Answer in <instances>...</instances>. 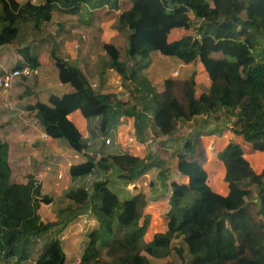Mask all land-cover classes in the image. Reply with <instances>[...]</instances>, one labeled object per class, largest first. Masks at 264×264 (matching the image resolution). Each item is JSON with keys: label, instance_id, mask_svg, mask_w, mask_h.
<instances>
[{"label": "trees", "instance_id": "1", "mask_svg": "<svg viewBox=\"0 0 264 264\" xmlns=\"http://www.w3.org/2000/svg\"><path fill=\"white\" fill-rule=\"evenodd\" d=\"M85 1L21 4L18 0H0V47L19 41L22 22L31 20L36 26L48 23L53 11L72 13L75 4ZM95 3L93 8L108 5L104 0ZM131 3L117 17V28L126 32L125 59L120 60L114 44H103L108 67L129 88V100L98 93L82 69L53 53L60 82L69 84L73 92L53 94L48 102L37 101L27 107L35 112L47 137L63 140L72 152L84 157L71 163L61 184L47 173L56 182L48 178L40 182L33 174L26 183L14 182L10 147L0 139V260L22 264L35 256L34 264H67L65 243L69 238L61 234L78 218L92 215L96 226L89 233L82 262L98 260L104 248L113 251L121 245L125 254L112 264H152L149 258L163 259L173 253L185 264V260L188 264H264V170L257 172L251 166L243 146L228 144L217 154L228 188L226 196L220 195L208 183V153L203 143V137L221 134L224 128L241 137L253 151L264 153V0ZM111 5L118 9L116 2ZM192 29L194 34L169 40L175 31ZM18 52L23 64L18 62L15 69L23 72L38 68L31 45L18 47ZM154 52L184 64L201 63L211 81L208 91L196 94L194 72L181 85L179 94L175 92L177 84L172 82L168 92H157L141 71ZM76 111L89 122L98 121L99 132L109 133L113 140L125 121L122 119L127 118L139 144H146L152 137H168L160 143L161 148L181 127H189L191 131L176 142L172 153L179 180L169 184V170L157 152L149 151L144 157L124 150L105 157L88 155L87 140L69 119ZM117 161H122V166ZM153 170L158 171L156 180L163 189L160 197L167 189L170 192L168 222L166 232L145 242L149 219L143 211L147 197L135 194L128 186ZM92 175L96 180L90 188H67L71 181ZM57 184L71 204L66 208L67 217L46 223L39 211L43 204L53 202V193H62ZM150 187L152 190L154 182ZM43 237L50 240L36 249Z\"/></svg>", "mask_w": 264, "mask_h": 264}, {"label": "rangeland", "instance_id": "2", "mask_svg": "<svg viewBox=\"0 0 264 264\" xmlns=\"http://www.w3.org/2000/svg\"><path fill=\"white\" fill-rule=\"evenodd\" d=\"M21 4L32 2L34 4H43L46 0H18ZM94 1V0H93ZM108 2V5L95 10L97 17L95 18L94 24L92 26H77L76 12L80 8V4L77 3L72 8V13H65L59 11V9L53 11V24L45 25V22H42L39 26L29 20L24 21L20 24L21 34L18 42L0 47V75L6 71H10L16 68L19 65L18 62L21 61L18 47L21 49L26 45H31L29 43L38 42L39 48L41 50V55H45L46 47L51 46L50 42L53 38L52 35L56 33L63 32L61 37L65 36L67 40L71 41L72 47L75 50H80L82 52L86 50L83 44H89L90 40H93L94 48L99 52L100 61L96 64V69L89 70V80L92 83V86L95 87V90L98 93L102 94H117L122 100H129V88H125L123 85V80L120 75L108 67L109 60L107 54L104 55L103 44L111 43L114 44L120 51L121 57L120 60L125 59V47H126V32L117 28V17L121 13V10L127 8L131 3V0H104ZM247 0H241L242 3ZM117 3L118 11L112 9L111 4ZM58 6V5H57ZM62 12V13H61ZM66 14V15H65ZM70 15V16H69ZM241 16L245 17V11H241ZM95 17V15H94ZM192 17V15H191ZM69 19V25L66 30L63 27V21ZM39 21V20H38ZM40 22V21H39ZM76 25V26H75ZM36 27V28H35ZM74 27V28H73ZM195 29L190 31L178 30L170 35L169 40L173 41L179 39L180 37L187 34H194ZM28 33H31L29 35ZM37 33V37L33 35ZM74 35L73 38L69 35ZM36 38V39H35ZM52 58V55H51ZM42 61L47 64L48 53L43 56ZM23 64V63H22ZM141 66H137L140 68ZM56 68V66H55ZM57 69V68H56ZM142 73L149 79L152 86L156 89L157 92L169 91L170 82L172 84H177L175 88L176 94L180 93L181 85L190 78V76L196 72V94L201 95L204 92H207L210 88L211 81L205 72L201 63L193 64H184L183 62L177 60L174 57L164 56L160 53H154L149 60V63L146 68L141 69ZM38 79L33 73V70L26 69L23 73L14 78L11 84V88L8 90H3L0 88V138L6 139L9 141V162L12 168V180L17 183H26L28 176L31 173H34L36 170H41L42 173H47L48 176L56 177L57 181L60 183L68 175V166L70 163L78 162L77 158L74 156H64L66 154L63 150L62 145L58 147H52L54 150V156L52 154L46 156H31L35 154V148L32 154L28 146H22L24 139L20 141L17 140L13 135L12 128L15 127V132L20 131L17 127L20 126V122L23 121L22 118L29 116L31 123L35 124L33 132L35 133L34 139H37L39 143H42L41 135L44 132L37 117L34 115L35 112L29 111L28 106L37 102V95L34 94L37 92ZM57 81L50 74L46 86L48 87H58ZM174 90V88H173ZM58 91V90H56ZM43 95V94H41ZM179 96V95H178ZM40 98V97H39ZM125 120V121H123ZM122 124L118 126L116 131L115 140L111 137L102 135L103 133L96 134L94 140L91 137V130L89 127L82 129L84 134V139L87 140L88 152L90 156L97 155L100 156H112L116 154L115 150H124L129 153H136L140 157L153 151L157 152L160 157L165 160L166 165L165 169H168L169 184L172 181L179 180V176L175 171L176 157L170 155L169 150L162 149L160 143L163 140H167L168 137L164 136L161 138L152 139L150 138L146 144H139L136 139L134 141L132 125L127 118L122 119ZM199 122L202 119H198ZM26 122V121H25ZM91 126V125H90ZM92 126H95L94 124ZM91 126V127H92ZM90 127V128H91ZM97 129V127H96ZM219 131V128H217ZM99 130L97 129V132ZM189 127H181L175 136L171 140H177L179 142L181 138L187 135L190 132ZM82 134V135H83ZM98 138V139H97ZM104 140L107 150L100 151V143ZM110 138L111 141L109 144L106 143V140ZM61 142H64L61 140ZM95 143L99 146L95 149ZM203 143L208 153V161L206 164L207 172L209 175L208 183L213 191L216 193L226 196L228 194L227 184L224 181L225 169L222 163L218 160L217 154L219 151H222L228 144L237 143L245 151V157L251 163V166L257 171L261 172L264 170V153H258L253 151L250 146H247L243 143L241 137L237 136L230 130L221 128V134L215 136H205L203 137ZM178 144H173V149H175ZM22 147V148H21ZM41 147V146H39ZM90 147L92 149H90ZM117 147L119 149H117ZM116 148V149H115ZM19 152H24L25 156H18ZM67 155V154H66ZM115 157V156H114ZM80 160H84L83 156H79ZM70 161V162H69ZM119 166H122V161H117ZM29 165V167H28ZM34 171V172H33ZM157 170L151 171L147 175L143 176L142 179H139L134 184L128 186V189L134 192L135 194L141 193L145 194L147 197V207L143 211L144 216L149 219V226L147 232L144 236L145 242H150L153 239V236L158 233H164L167 230V210H168V198L170 197V192L167 189L165 196L162 195L161 183L156 180ZM96 176L92 175L83 179H76L71 181L67 188L70 187H87L90 188ZM154 182V187L151 190L150 183ZM61 184V183H60ZM51 186L50 183H48ZM55 185V184H54ZM59 184H57L58 186ZM60 194L53 193V202L50 205L43 204L40 208V215L44 222H56L58 219L67 217L68 206L71 202L63 196L64 190L59 185ZM96 226V222L93 219L92 215L82 216L70 223L61 237L69 238L65 243V249L67 252V264H112L116 261L118 256L125 254L124 247L117 245L113 248H104L102 250L101 256L98 260H91L88 262H82V257L84 251L89 242V233ZM58 228L54 231V234L57 233ZM50 239L48 237H43L37 242L36 249H39L44 243L48 242ZM144 254V253H142ZM35 257V256H34ZM152 264H185L184 261L175 253L171 256L163 259H153L149 258ZM186 264L187 261L185 260ZM0 264H5V261L0 260ZM6 264H14V260L8 261ZM27 264V263H26ZM31 264V263H28Z\"/></svg>", "mask_w": 264, "mask_h": 264}, {"label": "crops", "instance_id": "3", "mask_svg": "<svg viewBox=\"0 0 264 264\" xmlns=\"http://www.w3.org/2000/svg\"><path fill=\"white\" fill-rule=\"evenodd\" d=\"M82 4H80V8L78 10V12H76L77 14L75 15L77 18V26H82V24H85V26H92L94 24L95 18L97 17L95 10L99 9V8H93L95 3V0H87L85 2H81ZM57 7L61 8L60 6H62L61 4L57 3ZM132 3L129 4V6L123 10H121V12H123L124 10H127L131 7ZM119 9H117L116 11H118ZM62 13V12H61ZM54 14V13H53ZM66 15V14H65ZM95 15V17H94ZM70 16V15H69ZM53 16L50 22H48V24H53ZM63 27L65 28V30L68 27H72L69 25V19H65L63 21ZM47 23H45L44 26H46ZM76 26V25H75ZM40 28V27H39ZM74 28V27H73ZM63 32H59L56 33L55 35H52V39L50 42L51 46L46 47V53L45 55L48 53V59L51 60L47 62V64H45L42 61V57L45 55H41V50L39 48V43L38 42H33L31 43L32 46V50L35 51V53L37 54L38 60H39V66L37 69L33 70L34 75L36 76V79H38V87H37V92L34 94L35 96L37 95V101H41V102H48V99L51 95L55 94V95H63L66 93H70L73 92V88L69 85V84H62L60 82L59 79V72L58 70L55 68V63L54 60L51 58V55L53 53H55L57 56L61 57L62 59L66 60L67 62H69L71 65L76 66L80 69L83 70V72L86 74V76L89 78V70H94L96 69V64L98 63V61H100V57H99V52L94 48L93 45V40H90V43L88 44H83L86 48V50L84 51V49H82L83 51L80 52V50H75L74 47L71 46V44H69V40L66 39L65 36L61 37ZM69 37L73 38L74 35H69ZM106 43V42H104ZM105 52V51H104ZM157 53V52H154ZM152 53V55L154 54ZM106 54V52L104 53V55ZM151 55V56H152ZM21 61H23L22 57L20 56ZM108 60L106 59V62ZM6 71V70H5ZM52 75V77L57 81L58 83V87L56 86L57 89H55V87H48L46 86V82L47 79L49 77V75ZM144 74V73H143ZM145 75V74H144ZM56 83V84H57ZM58 90V91H56ZM43 94V95H41ZM40 97V98H39ZM34 104V103H33ZM36 116V114H34ZM23 121L20 122V126H18L17 128L20 130L18 132H15V127H13L11 130L12 132L15 134L13 135L17 140H21L22 138L24 139V141L22 142V146L25 147L24 145L28 146L29 150H30V154H32L35 148V154H32L31 156H46V155H50L52 154L54 156V150L52 147H58V145H62L63 146V150L64 152L67 154H63L64 156H74L77 158L78 162L80 161L79 155L76 154L75 152H72L66 142H61V140H54L51 139L49 137L46 136V134L43 132L41 135V139H42V143H39L37 139H34L35 137V133L33 132L34 130V126L35 124L31 123L29 120V116L22 118ZM69 119H71V121L77 126V128L79 129V131L83 134V130L84 128L89 127V129L91 130V137L94 140V138L96 137V134H98L99 136V131L97 132V123L98 121H88L87 119H85L80 111H76L73 114H71L69 116ZM26 121V122H25ZM39 123V122H36ZM95 126H92V125ZM92 127H91V126ZM91 127V128H90ZM97 127V129H96ZM118 129V128H117ZM99 130V129H98ZM108 137H111L109 133L107 134H102ZM84 136V134H83ZM116 137V134H115ZM1 139V138H0ZM98 139V138H97ZM133 139L135 141V138L133 136ZM6 142H8V144L10 145L9 141L6 139H2ZM101 140H103L101 138ZM115 140V138H114ZM166 141V140H163ZM100 143V151L103 150H107V146H105L104 140L103 142H99ZM176 143V141L174 140H169L167 145H163L162 149H166L169 150L170 155L173 153V144ZM89 145V142L87 143ZM41 146V147H39ZM95 149L96 147H99L96 143H95ZM22 148V147H21ZM90 149H92L90 147ZM116 149V148H115ZM117 149H119L117 147ZM118 152L120 150H117ZM116 151V152H117ZM136 154V153H134ZM18 156H25L24 152H19ZM70 162V161H69ZM77 162V163H78ZM72 164L70 163L68 166V171H69V167ZM29 167V165H28ZM34 172V171H33ZM33 175H35L36 179L39 180L40 182H44L47 178L48 180H52V182H56V180L53 177H47V175L45 173H42V171L36 170L34 173H31ZM158 174V172H157ZM36 261V257H32L28 262L22 263V264H34Z\"/></svg>", "mask_w": 264, "mask_h": 264}, {"label": "built area", "instance_id": "4", "mask_svg": "<svg viewBox=\"0 0 264 264\" xmlns=\"http://www.w3.org/2000/svg\"><path fill=\"white\" fill-rule=\"evenodd\" d=\"M23 72L20 70H11L5 71L3 74L0 75V88L3 90H8L11 88L12 81L14 78L20 76ZM111 141L110 138L106 140V143L109 144Z\"/></svg>", "mask_w": 264, "mask_h": 264}, {"label": "water", "instance_id": "5", "mask_svg": "<svg viewBox=\"0 0 264 264\" xmlns=\"http://www.w3.org/2000/svg\"><path fill=\"white\" fill-rule=\"evenodd\" d=\"M39 20V18H36V21H38Z\"/></svg>", "mask_w": 264, "mask_h": 264}, {"label": "clouds", "instance_id": "6", "mask_svg": "<svg viewBox=\"0 0 264 264\" xmlns=\"http://www.w3.org/2000/svg\"><path fill=\"white\" fill-rule=\"evenodd\" d=\"M14 70V69H13ZM15 70H18V69H15ZM11 71V70H10ZM3 74V73H2Z\"/></svg>", "mask_w": 264, "mask_h": 264}]
</instances>
